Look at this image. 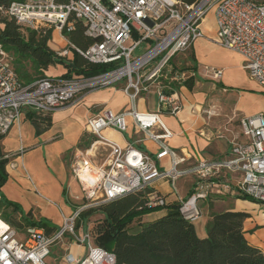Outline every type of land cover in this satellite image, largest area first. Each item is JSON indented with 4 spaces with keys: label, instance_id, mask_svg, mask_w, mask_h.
Instances as JSON below:
<instances>
[{
    "label": "built area",
    "instance_id": "obj_1",
    "mask_svg": "<svg viewBox=\"0 0 264 264\" xmlns=\"http://www.w3.org/2000/svg\"><path fill=\"white\" fill-rule=\"evenodd\" d=\"M211 12L214 19L213 42L239 54L251 80L264 92V0H13L0 3V18L13 19L22 28L53 27L68 46L94 64H110L107 71L69 78L40 76L29 84L18 77L11 55L0 42V134H6L22 119L23 109L52 112L78 103L86 94L111 87L125 78L123 92L129 108L115 112L101 108L84 125L89 144L74 150L69 171L79 185L84 203L62 217L51 234L40 226L28 224L22 230L12 227L0 216V264H47L52 245L65 235L85 247L80 259L67 253L69 264H115V256L93 243L86 230L75 233L81 211L141 192L144 208L156 211L175 205L182 218L194 223L201 217L200 202L211 196L232 195L264 204V115L259 112L240 119V139L231 143L229 154L187 165L186 155L170 147L173 133L165 126L160 112L176 115L181 109L173 83H184L198 76L218 81L223 69L203 65L198 70L165 71L170 59L205 37L202 26ZM75 20L84 24V34L93 39L86 49L70 45L64 32ZM131 41L126 46L125 43ZM143 41L150 48L138 58L131 54ZM67 46V47H68ZM67 49L57 52L67 56ZM154 66H149L159 57ZM154 87L157 111H139L136 102L142 92ZM132 121L135 132L154 141L158 149L149 155L132 144H120L109 131L126 132ZM156 128V129H154ZM164 158L168 164L160 163ZM193 177L186 195L177 182ZM159 182L169 189L167 195L153 187ZM2 199L0 186V202ZM150 213V212H149Z\"/></svg>",
    "mask_w": 264,
    "mask_h": 264
},
{
    "label": "crops",
    "instance_id": "obj_2",
    "mask_svg": "<svg viewBox=\"0 0 264 264\" xmlns=\"http://www.w3.org/2000/svg\"><path fill=\"white\" fill-rule=\"evenodd\" d=\"M204 24L202 29L205 37L196 40L190 47L189 55L193 54V63L189 56V62L181 66L194 65L196 70L202 65L215 66L223 69V75L218 81L196 80L192 89H189L185 83L174 82L175 97L181 109L176 115L160 112L161 120L173 133V136L167 140L168 145L186 155L187 165L204 159L226 157L231 143L239 140L240 137L239 100L245 98L255 105L261 101L254 94H239V70L244 68V60L239 54L213 42L214 26L209 34ZM66 57L72 59V55ZM174 57L167 64L165 71H181L180 61L175 63L177 58ZM58 65H52L53 71ZM190 70L192 69L188 68L183 71ZM46 71H44L45 75ZM221 98H223L222 102ZM101 108H109L115 112L125 111L129 108L128 97L122 88L112 86L90 92L78 103L52 111L50 127L39 135H36L30 121L25 119L26 108L23 109L21 121L15 124L1 141L2 151L8 160L5 166L7 179L1 186V208L6 207L2 202L17 203L24 212L31 210L33 219H46L58 228L62 223V217L70 214L77 206L72 205L71 202L78 195L76 191H80L78 183L70 177L71 174L69 175L70 154L77 149V144L83 136L85 141L87 140L85 122ZM136 108L139 111H153L145 105L138 107L137 102ZM128 123L126 132L109 131V135L122 145L132 144L140 151L154 155L158 149L157 144L150 139L143 140L144 134L134 131L130 119ZM160 164L166 166L168 159L164 158ZM178 183L181 184L178 187L179 192L181 195H186L194 183V178L186 177ZM153 187L167 195L168 201L174 199L168 194L169 189L166 185L156 182ZM243 200L244 198L232 195L211 196L200 202L201 213L204 210L202 206L205 205L208 209L206 212L208 221L210 212L218 213L225 210L247 212L249 217L243 223L244 236L250 245L264 252V204L247 201L253 208L249 211L246 201ZM72 207L74 208L71 209ZM154 212V216L151 212L144 214L146 219L143 215L136 217L137 225L156 220L166 213V208ZM20 218V213H17L16 219ZM197 234L203 236V233ZM85 252L86 249L82 245L62 242L53 257H46V263L69 264L65 260L67 253L80 259Z\"/></svg>",
    "mask_w": 264,
    "mask_h": 264
},
{
    "label": "trees",
    "instance_id": "obj_3",
    "mask_svg": "<svg viewBox=\"0 0 264 264\" xmlns=\"http://www.w3.org/2000/svg\"><path fill=\"white\" fill-rule=\"evenodd\" d=\"M10 1L13 0H0V3L6 5ZM182 1L192 3L195 0ZM73 24L72 30L64 32V36L70 45L84 50L93 39L84 34L82 21L75 20ZM53 30V27L22 28L13 19L0 18V42L11 55L15 72L24 84L31 83L35 77L45 76L44 71L56 64L65 67L60 78H69L73 74L93 75L111 68L110 64L87 61L71 46L68 48L72 52V59L58 55L49 47ZM189 56L193 63V54ZM188 68L196 70L194 65L182 67L180 70ZM197 78L190 77L184 83L192 89ZM50 114L51 112H36L26 108L25 119L30 121L36 135H39L50 127ZM4 136L5 134H0V186L7 179L5 166L8 160L1 144ZM90 140L91 138L85 142L83 136L77 147L83 141L87 146ZM2 203L6 206L4 209L10 207L13 214L4 220L14 228L33 224L42 227L46 234L57 229L56 225L46 219H33L31 210L21 216L23 222L19 221L16 214L22 212L20 206L14 202ZM94 211L102 214L101 220L95 226L94 243L112 252L115 264H264V252L250 245L244 236L243 223L249 217L244 211L210 212V218L205 225L206 235L200 237L193 223L182 218L172 204L166 207V213L161 217L140 224L136 232H129L127 225L134 218L151 212L144 208L142 193L132 192L81 211L75 229L78 230L84 225L89 214ZM109 241H113L112 250L107 247Z\"/></svg>",
    "mask_w": 264,
    "mask_h": 264
},
{
    "label": "rangeland",
    "instance_id": "obj_4",
    "mask_svg": "<svg viewBox=\"0 0 264 264\" xmlns=\"http://www.w3.org/2000/svg\"><path fill=\"white\" fill-rule=\"evenodd\" d=\"M204 22H205L204 28L207 27L208 29L207 28L206 29L208 30V33L211 34V32L213 30L212 27L214 26V19H213V16H212L211 12H209L206 15V17L204 19ZM49 44H50V48L53 49L56 52H62L65 49L68 48L67 47L68 45H67L66 41L63 38H61V36L57 33L56 30L53 32V35H52V38H51ZM130 44H131V41H127L125 43L126 46H128ZM149 48H150V44L148 43V41L141 42L139 44V46L136 47L135 50L132 52L131 59H135V58L140 57L145 52H147L149 50ZM189 51H190V48L185 50L184 52L176 53L175 57H174L175 59L177 58L175 60V63H178L180 61L179 63H181V64L179 66L180 67L185 66L186 63L189 62L188 61ZM180 53H184L185 55L184 54H180ZM67 55H70V56L72 55V52L70 51L69 48L67 50ZM160 57H161V55L159 57L155 58L152 62H150L149 66H154L158 62ZM179 58H181V59L179 60ZM243 64H244V62H243ZM53 67L54 66H52V68H49L46 71V76L47 77H51V78L59 77L60 75H62L65 72V67L63 65H61V64H59L57 66L58 67L57 69L55 68L56 69L55 71H53ZM35 79H36V77H35ZM198 80L199 81H204V82H206L208 80L214 81L212 79H204L202 77H198ZM125 82H126V80H125V78H123V79L119 80L118 82L113 83L112 87H114V88H122L125 85ZM242 93L243 94H254L258 98H260L261 101H260V103L258 105H255V104H251L249 102V100L248 99L246 100L245 98L239 100V132H240V119L241 118L248 117V116H250V115H252V114H254L256 112H261L264 115V92H262L260 90V88L258 87L256 82H254L253 80H251L249 78L248 72H247V70L245 68L239 70V94H242ZM220 101L222 102L223 98H221ZM137 105H138V107L141 106V105H145L148 109L153 110V111H157L158 110V98H157V95H156L155 88L154 87H149V90L147 92H142L139 95L138 99H137ZM95 110H93V111H95ZM85 135L87 136V140H88L89 139L88 135L87 134H85ZM240 138L241 137H239V139ZM87 140L85 142H87ZM85 142L83 141L82 145L80 147H77V148L85 147L86 146ZM74 150L70 154V159L72 157V154H73ZM69 175H70V172H69ZM70 177L72 178L71 175H70ZM178 182H179V180H178ZM178 182H177V185L179 187V185H181V184H179ZM76 193L80 196V191H78V192L76 191ZM72 200H73V202H71L72 205L79 206L82 203H84V201L82 199H80V198L76 199V200L75 199H72ZM243 201H246V205H247L246 207L249 209V211H252L251 209H253V208H251L250 203H248L247 201H249V202H253V201L251 199H249V198H246ZM202 207H204L203 213H201V217L198 220H196L193 223V225L195 227L196 232L200 233V234L203 233L202 237H204V235H205V225H206V221L208 219V213H206V212L208 211V209L205 208V205H203ZM73 208L74 207H72L71 209H73ZM92 208H95V207H92ZM21 211H22L21 213L18 212V213H20V217L22 215L25 216L26 212H24L23 210H21ZM151 213L153 215L155 212L152 211ZM12 215L13 214L10 211V209H3L0 206V216L3 219L5 217H11ZM143 216H144V219H146L145 218L146 215H143ZM101 218H102V214L100 212H98V211L91 212L89 214L88 218H87V222L84 223V225L82 224V226H80V228L78 230L75 229V233L76 234H80L81 232H83L84 230L87 229V231L91 235V240L94 243L95 226H96L97 222L101 220ZM147 218H149V217H147ZM19 221L23 222L22 218H20ZM137 221H138L137 218L133 219L132 222L129 225H127V229H128L129 232H136V230L139 227V225H137ZM17 229L22 230V227H19ZM62 242H64V243L69 242V243L75 244V243H73L70 240V236L65 235V237L60 242H58V243H56V244L51 246L50 253H49L48 256H52L53 257L56 254L57 250H58L59 244H61ZM107 247H108L109 250H112L113 241L107 242ZM46 262H47V259H46Z\"/></svg>",
    "mask_w": 264,
    "mask_h": 264
},
{
    "label": "bare ground",
    "instance_id": "obj_5",
    "mask_svg": "<svg viewBox=\"0 0 264 264\" xmlns=\"http://www.w3.org/2000/svg\"><path fill=\"white\" fill-rule=\"evenodd\" d=\"M84 264H90L89 261H86Z\"/></svg>",
    "mask_w": 264,
    "mask_h": 264
}]
</instances>
